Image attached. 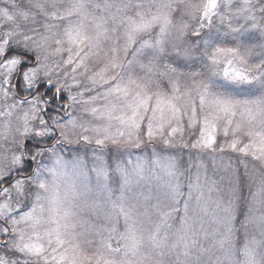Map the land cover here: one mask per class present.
Returning <instances> with one entry per match:
<instances>
[{
	"label": "clouds",
	"instance_id": "1",
	"mask_svg": "<svg viewBox=\"0 0 264 264\" xmlns=\"http://www.w3.org/2000/svg\"><path fill=\"white\" fill-rule=\"evenodd\" d=\"M97 2L88 0L93 13L97 11L94 7ZM111 2L122 6L115 25L118 31L113 33L121 44L127 27L121 22L123 19H139L141 15L147 20L163 17V21L156 20L148 31L137 36L136 49L145 40L159 41L158 47L145 50L134 69V78L145 82L150 92L172 95L176 86L185 110L193 105L199 107L202 89L212 96L237 99H255L264 94V0ZM69 3L70 0H0V13L7 7L15 14L21 6H28L31 12L28 20L0 18V47L11 42L14 47L26 48L36 57L40 68L38 80L57 84L58 89L64 86L66 93L77 97L76 103L69 99L62 107L58 99L55 111L49 112L48 98L39 100L42 93L33 95L38 86L36 81L30 86L21 83L18 90L16 79L0 73V258L6 264H53L59 255L55 233L57 222L63 223V209L71 210L73 221L86 219L100 224L112 202L123 195L124 203L141 217L146 210L152 212L151 220L143 224L145 232L156 221L158 202L169 211L175 210L165 229L170 247L164 249L163 264H245L242 249L252 240L259 242L257 264H264V162L260 160L239 153H223L232 167L225 171L211 166L207 178L201 176L199 189L192 187L194 172L184 166L175 177H165L160 182L133 180L123 188L121 177L113 173L107 181L108 189L98 188L91 171L96 152L94 130L111 124L115 131L119 126L117 120L103 117L106 106L115 105L118 113L127 109L118 97L105 96L107 88L97 82L105 71L106 54L92 58L75 71V66L66 62L75 55L73 46L63 36L68 19L55 36L41 43L46 15L53 8ZM111 12L115 9L103 14L111 20ZM70 19L75 22L74 17ZM58 47L63 51L57 52ZM218 49H224L225 54L218 55ZM127 55H135V50L129 48ZM124 57L121 53L122 62ZM229 68L246 73L252 83L226 77L224 73ZM110 75L120 78L124 74L116 70ZM73 79L78 88L67 87ZM81 92L85 96H80ZM93 96L99 97L95 105L81 102ZM93 107L99 111L93 112ZM70 120L76 124H69ZM85 135L92 143L82 142ZM154 148L164 150L159 142L145 143L141 149L109 144L104 154L113 161L117 157L135 159L137 155L151 156ZM173 151L182 153L186 164L187 150ZM77 161L81 162L80 169L73 168ZM209 173L219 174L220 179H212ZM167 183L176 188L175 196ZM185 203L189 205L188 216L198 244L191 257L185 261L181 256L178 261L177 250L171 245L181 230ZM64 238L68 240L70 236ZM22 244H37L44 253L31 255L21 249ZM81 244L92 253L93 245H85L83 239ZM155 261L159 264L158 254Z\"/></svg>",
	"mask_w": 264,
	"mask_h": 264
},
{
	"label": "snow or ice",
	"instance_id": "2",
	"mask_svg": "<svg viewBox=\"0 0 264 264\" xmlns=\"http://www.w3.org/2000/svg\"><path fill=\"white\" fill-rule=\"evenodd\" d=\"M94 7L96 13L89 10L88 0H70L67 6L53 8L52 12L46 15L45 33L41 35V43L44 44L55 36L68 19L69 23L63 29V36L73 46L75 55L70 56L66 62L70 66L74 65L75 71L85 66L92 58L106 54L105 71L98 76L97 82L107 88L105 96H116L126 104L127 110L123 113H118L115 105L106 106L102 113L105 119L119 122L115 131L111 124L94 130L96 152L91 171L95 174L98 188L108 189L107 181L113 173L121 177L123 188L133 180L137 183L145 179L160 182L165 177H175L184 166L194 172L195 182L192 187L199 189L201 176L207 178L209 164L225 171L232 167L231 160L222 155L223 153H239L264 162V94L255 99H237L212 96L207 89H202L199 93V107L193 105L190 110L182 109V97L176 86L172 95L162 91L153 93L145 82L134 78L135 66L140 63L145 50L159 46V41L154 43L145 40L139 49H136L137 36L148 31L156 20L163 21V17L154 16L152 20H147L141 15L139 19H123L121 22L126 23L127 27L121 44L119 37L113 33L118 31L115 25L122 6L113 4L111 0H98ZM112 9H115V12L110 13L109 20V16L103 13ZM30 16L28 6H21L15 14L7 7L0 13V18L9 21L17 18L28 20ZM73 17L74 23L70 19ZM5 44V47H0V73L16 79L18 90L21 83L30 86L36 81L38 86L33 95L42 93L39 100L48 98L49 112L55 111L58 99L61 107L69 99L73 103L77 102V97L66 93L64 86L58 89L57 84H45L38 80L39 65L36 57L30 55L26 48L14 47L11 42ZM129 48L135 50V55H127ZM56 51L62 52L63 49L58 47ZM217 52L221 56L225 54L224 49H218ZM121 53L125 54L123 62ZM116 70H120L124 75L120 78L110 75ZM129 73L132 75H128ZM224 74L237 82L252 83L246 73L231 68ZM67 87L78 88L79 84L73 79ZM80 96H85V93L81 92ZM98 99L99 97L93 96L81 102L95 105ZM92 111L99 110L93 107ZM69 124L75 125L76 121L70 120ZM82 142L89 144L92 140L85 135ZM156 142H159L164 150L154 148L151 156L137 155L135 159L117 157L113 161L110 156L104 154L109 144L117 148L141 149L145 143L155 145ZM176 149L187 150L186 164L182 153L173 151ZM57 163L61 162L58 160ZM73 168L80 169L81 162H74ZM166 187L173 196L176 195V188L171 183H167ZM124 200L125 197L121 195L118 201H113L112 208L104 213V222L100 224L91 223L86 219L73 221L71 210L63 209V223L57 222L55 233L60 246L59 255L55 256L53 264H156L157 254L160 257L159 264H163L164 249L170 247L165 229L172 211L175 210L169 211L158 202L155 205L156 221L151 229L145 232L143 224L145 220H151L152 212L146 210L141 217L135 209L124 203ZM92 206L96 205L93 203ZM188 208L189 205L185 203L183 224L175 243L171 245L177 250L178 261L181 256L185 261L191 257L198 244L194 225L190 223L188 216ZM65 236H70V239L66 240ZM91 236L98 237V240L89 239ZM81 239L85 245H93L91 254L82 246ZM258 244V241L252 240L242 249L245 264H257ZM20 247L31 255L40 256L44 253V249L37 244H22ZM0 264H6V261L0 258Z\"/></svg>",
	"mask_w": 264,
	"mask_h": 264
},
{
	"label": "rangeland",
	"instance_id": "3",
	"mask_svg": "<svg viewBox=\"0 0 264 264\" xmlns=\"http://www.w3.org/2000/svg\"><path fill=\"white\" fill-rule=\"evenodd\" d=\"M211 167V164H209V168ZM209 175L211 176L212 179L214 180H219L220 179V175L216 174V175H212L211 173H209Z\"/></svg>",
	"mask_w": 264,
	"mask_h": 264
}]
</instances>
